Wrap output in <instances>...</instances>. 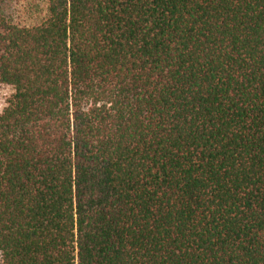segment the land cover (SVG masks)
I'll use <instances>...</instances> for the list:
<instances>
[{
	"label": "trees",
	"instance_id": "1",
	"mask_svg": "<svg viewBox=\"0 0 264 264\" xmlns=\"http://www.w3.org/2000/svg\"><path fill=\"white\" fill-rule=\"evenodd\" d=\"M11 1L1 264H264V0Z\"/></svg>",
	"mask_w": 264,
	"mask_h": 264
},
{
	"label": "rangeland",
	"instance_id": "2",
	"mask_svg": "<svg viewBox=\"0 0 264 264\" xmlns=\"http://www.w3.org/2000/svg\"><path fill=\"white\" fill-rule=\"evenodd\" d=\"M33 1L37 0H12L8 4L12 7L15 13V16L18 17V14L23 13L24 9L28 7V5L32 4ZM14 91L12 88L7 86H0V112L6 107L7 101L13 95ZM1 264V261H0Z\"/></svg>",
	"mask_w": 264,
	"mask_h": 264
}]
</instances>
